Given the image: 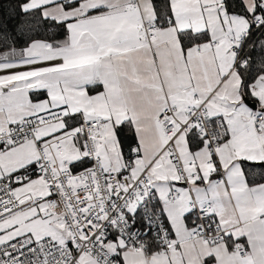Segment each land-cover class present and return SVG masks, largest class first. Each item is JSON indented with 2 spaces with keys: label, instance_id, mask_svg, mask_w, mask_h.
<instances>
[{
  "label": "snow or ice",
  "instance_id": "1",
  "mask_svg": "<svg viewBox=\"0 0 264 264\" xmlns=\"http://www.w3.org/2000/svg\"><path fill=\"white\" fill-rule=\"evenodd\" d=\"M0 264H264V0H0Z\"/></svg>",
  "mask_w": 264,
  "mask_h": 264
}]
</instances>
